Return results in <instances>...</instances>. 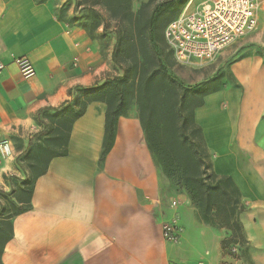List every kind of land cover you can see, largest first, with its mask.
<instances>
[{"label": "crops", "instance_id": "obj_1", "mask_svg": "<svg viewBox=\"0 0 264 264\" xmlns=\"http://www.w3.org/2000/svg\"><path fill=\"white\" fill-rule=\"evenodd\" d=\"M263 32L258 23L228 52L236 56L227 65L231 84L205 96L194 112L213 173L233 180L246 207L239 216L246 244L237 254L223 251L225 230L206 223L187 193L171 187L136 105L118 118L101 161L108 107L93 102L73 124L68 155L53 158L37 179L31 209L12 219L2 263L264 264ZM116 46L115 30L79 0H0V141L7 139L14 151L0 163V216L20 206L14 196L30 180L28 153L46 136V115L121 76ZM19 58L31 60L38 82L23 80ZM173 220L184 229L176 245L162 236Z\"/></svg>", "mask_w": 264, "mask_h": 264}, {"label": "trees", "instance_id": "obj_2", "mask_svg": "<svg viewBox=\"0 0 264 264\" xmlns=\"http://www.w3.org/2000/svg\"><path fill=\"white\" fill-rule=\"evenodd\" d=\"M171 3L172 1L167 5L170 6ZM104 4L112 7L108 1ZM116 5L124 8L121 14L113 15L119 19V28L115 30L117 46L113 60L119 69L123 67L121 70L124 74L101 88L81 91L57 115H46L49 125L45 137L48 138L45 140L46 148L41 152L47 155L44 167L30 177L24 189L14 196L20 206L14 205L7 215L0 216V264H3L5 246L13 238L12 219L31 209L37 179L47 172L48 164L53 158L68 155L73 124L93 102H104L108 107L107 140L101 161L112 147L118 118L126 116L135 103L148 147L163 175L170 183L178 176L193 205L201 210L205 222L230 234V241L225 238L222 244L225 253L234 255L232 250L228 252V244L235 247L246 244L239 219L240 214L246 210L241 193L231 178L219 177L213 173L204 134L196 123L194 114L195 109L203 105L205 96L222 87L215 86L211 90H205L209 82L202 89H188L169 75L155 40L160 7L155 8L145 27L135 26L129 29L128 23L135 18L131 1L116 0ZM171 54L173 56L172 51ZM188 90H192L194 96L187 98ZM31 150L32 148L29 153ZM15 208L18 210L15 211Z\"/></svg>", "mask_w": 264, "mask_h": 264}, {"label": "built area", "instance_id": "obj_3", "mask_svg": "<svg viewBox=\"0 0 264 264\" xmlns=\"http://www.w3.org/2000/svg\"><path fill=\"white\" fill-rule=\"evenodd\" d=\"M259 0H205L190 12L181 13L165 28L164 36L175 61L182 66L203 68L219 53L244 36L256 31ZM16 65L27 84L38 82L37 71L28 58H19ZM5 65L0 62V73ZM14 155L12 144L0 141V163ZM184 229L177 221L163 225V239L179 244ZM237 254L238 247L232 249Z\"/></svg>", "mask_w": 264, "mask_h": 264}, {"label": "rangeland", "instance_id": "obj_4", "mask_svg": "<svg viewBox=\"0 0 264 264\" xmlns=\"http://www.w3.org/2000/svg\"><path fill=\"white\" fill-rule=\"evenodd\" d=\"M108 1L112 7L105 6L104 2ZM131 7L135 13V18L132 22L128 23V28L132 29L135 26L143 28L147 25V22L152 17L156 7H160L158 11V16L156 19V29H155V40L156 44L161 52L162 59L165 64V69L170 76L174 77L179 83L183 84L185 87L192 88L193 85H197L207 78L210 79L209 86L205 90H211L215 86L224 87L231 84V76L227 71V65L236 57L235 55L228 54L230 50L235 48L240 40L244 39L242 37L238 41L230 44L224 48L216 59L209 65L203 68H191L187 66L179 65L169 50L168 44L164 39V30L168 23L176 19L183 12H190L194 8L203 4L205 0H130ZM172 1L170 6L168 2ZM261 1V0H260ZM79 4L89 10L90 14L94 16H99L100 20L104 21L109 28L116 30L119 28V19L114 17V14H121L124 7L116 5V0H79ZM259 13V24L264 23V11ZM264 34V32H263ZM261 56L264 57V52L261 50ZM143 60H141L142 63ZM123 68V67H121ZM120 68V70H121ZM205 71L211 72L210 75H206ZM124 72L121 70V76ZM194 96L192 90L187 91V98ZM135 105V103H134ZM49 123V122H48ZM45 139L34 144L32 150L29 153V171L30 176L33 177L35 173L39 172L44 167V162L47 155L41 154L42 150L46 148ZM171 187L175 190L185 191L188 195V191L182 187L178 176H175L171 182ZM189 196V195H188ZM18 208H15L17 211ZM215 211V209H214ZM226 232V230H225ZM227 234V232H226ZM226 240L230 241V234H227ZM227 241V244H228ZM235 247V245L228 244V252ZM238 248H241L237 246Z\"/></svg>", "mask_w": 264, "mask_h": 264}]
</instances>
